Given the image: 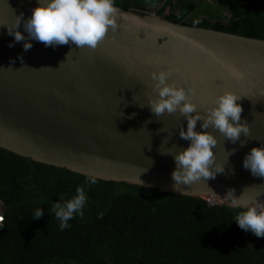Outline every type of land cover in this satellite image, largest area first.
<instances>
[{"label": "water", "instance_id": "95a60500", "mask_svg": "<svg viewBox=\"0 0 264 264\" xmlns=\"http://www.w3.org/2000/svg\"><path fill=\"white\" fill-rule=\"evenodd\" d=\"M37 4L0 0V147L106 181L229 206L223 199L229 189L242 201H264V177L242 164L251 148L264 145V39L115 5L117 28L95 49L31 40L25 51V41L15 42L7 26L21 13L30 17ZM18 30L27 39L22 23ZM229 66L244 73L243 79L231 76ZM169 69L168 82L192 89L201 115L223 92H235L241 97V122L250 129L235 143L211 126L204 130L216 138V163L225 171L177 189L173 154L189 144L180 137L187 120L179 111L156 116L149 107L158 98L151 73Z\"/></svg>", "mask_w": 264, "mask_h": 264}, {"label": "trees", "instance_id": "16d2710c", "mask_svg": "<svg viewBox=\"0 0 264 264\" xmlns=\"http://www.w3.org/2000/svg\"><path fill=\"white\" fill-rule=\"evenodd\" d=\"M205 1L114 4L141 14L171 8L166 18L175 23L264 39V0ZM197 11L208 16L189 19ZM87 177L0 147V264H264V237L239 228L240 209L127 182L88 184ZM77 186L87 196L84 216L61 231L52 204ZM38 207L43 215L34 219Z\"/></svg>", "mask_w": 264, "mask_h": 264}, {"label": "clouds", "instance_id": "9594fccd", "mask_svg": "<svg viewBox=\"0 0 264 264\" xmlns=\"http://www.w3.org/2000/svg\"><path fill=\"white\" fill-rule=\"evenodd\" d=\"M116 17L114 0H38L30 17L24 18L21 13L16 17L14 25L6 26L8 34L14 36L15 42L25 41L23 44L25 51L31 49V40L43 42L46 47L74 44L77 48L87 46L95 49L110 28L112 31L116 30ZM21 23L28 34L27 39L18 30ZM12 46L13 44L10 43L9 47ZM171 71L169 69L151 73L155 81L154 91L158 94V98L150 100L149 107L156 116L165 112L171 114L179 111L187 120L186 130L181 129L180 137L189 141V144L173 154L176 168L171 175L175 182L173 187L177 189L176 185L188 186L201 179H214L218 173L225 171L222 164L216 163L213 151L217 144L216 138L204 130L211 126L235 143L242 133L245 136L249 135L250 129L247 121L241 122L243 108L237 102L241 97L235 92H223L216 97L214 107L207 110L206 116L201 115L189 95L192 89L178 87L175 82H168ZM228 71L237 80L244 77V73L235 66H229ZM198 121H202L201 131L196 130ZM165 152L172 154L170 151ZM242 164L253 176L264 177V145L251 148ZM86 183L95 185L98 183V177L89 175ZM234 193L235 189H229L223 197L231 206L240 209L234 221L246 232L251 231L258 238L264 237V201L248 203ZM86 204L87 196L83 186H77L75 194L70 198L65 199L61 195L58 202H53L52 212L60 222L61 231L70 226L68 222L74 216L83 218ZM42 215L43 210L38 207L33 212L32 218L38 219ZM0 221H3L2 216Z\"/></svg>", "mask_w": 264, "mask_h": 264}, {"label": "rangeland", "instance_id": "374dc122", "mask_svg": "<svg viewBox=\"0 0 264 264\" xmlns=\"http://www.w3.org/2000/svg\"><path fill=\"white\" fill-rule=\"evenodd\" d=\"M206 1H208L209 4H210V3H211V4H215V5H217V6L220 7V4L217 3L216 0H206ZM206 1H205V2H206ZM206 3H207V2H206ZM157 11H158V8L155 9V10H149V11H147V12H151V13H152V12H156V13H157ZM171 12H172V9H171V8H167V9L163 12L162 15L165 16V17H167ZM175 12H177V10H176ZM197 12H198V13H197L196 15H194L195 13L192 14V15H190V16H189V19H192V18H193L194 21H198V20H200V19H202V18L208 16L207 13L203 14L204 12H200V11H197ZM222 13L224 14L225 17H230V13H229L227 10L223 11ZM157 14H158V13H157ZM210 18H211L213 21L217 19V17H216L215 15H212ZM225 21H227V18L225 19ZM2 222H3V221H0V225L2 224Z\"/></svg>", "mask_w": 264, "mask_h": 264}, {"label": "built area", "instance_id": "2783aa9c", "mask_svg": "<svg viewBox=\"0 0 264 264\" xmlns=\"http://www.w3.org/2000/svg\"><path fill=\"white\" fill-rule=\"evenodd\" d=\"M208 201H210V203L213 204V205L219 203L217 200H214V199H208Z\"/></svg>", "mask_w": 264, "mask_h": 264}]
</instances>
